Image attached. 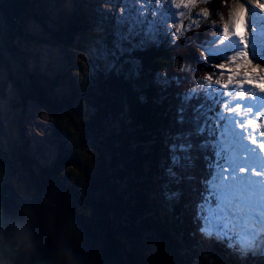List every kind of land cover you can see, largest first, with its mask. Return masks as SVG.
<instances>
[{
	"label": "trees",
	"instance_id": "obj_1",
	"mask_svg": "<svg viewBox=\"0 0 264 264\" xmlns=\"http://www.w3.org/2000/svg\"><path fill=\"white\" fill-rule=\"evenodd\" d=\"M31 1L30 10L21 21L26 23L33 18L39 29L35 34L27 33L26 37L36 44L45 42L51 45H71L88 54L91 72L88 76L78 79L76 84L79 88L75 85L73 89L85 103L96 109L95 114L76 116L70 97L59 100L53 96L51 88L44 85L48 77L44 78L39 70L35 76L29 70H22L23 73L18 76L14 85L22 96L23 105L27 104L28 99H36L51 114L56 140L68 155L65 157L63 152H60L55 164L56 169L61 172L69 163L74 164L75 181L81 183L80 194L84 195V198L88 196L85 204L78 205L75 209L62 205L51 207L54 224L59 231L54 246L57 256L66 264H184L183 258L177 256L175 247L167 240L168 233L164 231L165 226L161 219L159 223L137 226L138 232L134 228V220L141 209V203H145L142 209L149 208L147 200L142 196L145 184L138 179L146 173V166H152L151 156L157 158L158 150L162 146L151 145L155 151L149 154L144 152L143 145L134 149L126 147L133 141L156 136L157 127H162L160 122L168 123L171 112L176 111L179 103L176 95L192 88L195 81L204 78V74L214 75L232 70L225 64L224 68H220L218 64L204 63L201 51L191 43L207 38L209 33L204 32L202 26H212L211 15L199 21L202 29L195 27L177 39L176 47L157 48L148 45L135 51L132 59L138 68L136 73L130 75L131 65L124 64L127 57L121 58L119 63L123 65V70L119 72L106 70L103 61L95 58L102 46L112 45L109 36L113 35L115 25L108 27L103 20L105 16L90 20L86 18V8H81L80 12L73 11L69 0ZM225 1L230 3L229 6L233 2ZM208 2L195 3L185 24L188 25L197 13L205 10L212 11V15L220 20L221 8H227L224 0ZM50 6L58 17L56 29L49 28L45 22L52 14ZM213 30L212 27L211 32ZM90 43L95 45V51L94 46L88 47ZM153 75H175L185 79L179 86L174 84L167 91H162L157 87L156 81L153 83ZM214 76L222 78L219 75ZM51 82L56 84V81ZM12 93L13 88L10 90L9 101L16 106V96ZM108 102L110 104H107ZM103 106H112V117H104L101 112ZM128 120L130 121L127 122ZM92 136L103 144H98L102 150L87 147ZM162 136L159 134L156 138L161 139ZM101 137H104V140ZM67 138L69 142L66 145ZM10 145L15 159L21 162V173L17 179L19 189L33 192L39 203L45 205L41 195L53 190L50 189L51 177L55 176L53 186L56 190L59 189L58 179L61 178V173L51 172L46 179L37 183L42 179V174L36 176L32 161L27 160L23 148L18 147L14 139L10 141ZM158 169L156 164L154 170ZM135 186L137 191L134 190ZM164 187V184L160 186L162 193ZM53 195L59 196L57 193ZM127 223H131V226H127ZM163 234L165 238L160 236ZM129 236L133 237L135 242H128ZM142 236L151 241L150 248L158 247L157 259H152L147 251L146 255L141 254ZM170 240L174 241L171 237ZM134 246H137L138 252ZM145 248L150 249L146 246ZM256 264H264V260Z\"/></svg>",
	"mask_w": 264,
	"mask_h": 264
},
{
	"label": "snow or ice",
	"instance_id": "obj_2",
	"mask_svg": "<svg viewBox=\"0 0 264 264\" xmlns=\"http://www.w3.org/2000/svg\"><path fill=\"white\" fill-rule=\"evenodd\" d=\"M121 3L122 11L115 16L112 45L102 46L95 58L103 61L106 70L119 72L123 70L121 58L127 57L124 64L131 65L130 75L138 68L132 59L135 51L163 41L175 43L186 31L199 27V21L208 15L206 10L197 13L185 28L181 18L188 15L184 10L194 7L195 0H121ZM240 7L243 9L244 5ZM180 9L184 10L177 11ZM241 20L242 15L237 13L231 20V33L228 23L211 26L217 27L221 35L206 40L201 47L213 64L247 59L248 42L235 31ZM250 23L252 57L264 63V16L255 7ZM177 24L180 27L173 32ZM217 41L221 46H217ZM214 75L223 77L224 73ZM237 76L235 84L229 76L228 83L223 85L220 79L211 83V76L201 78L192 88L176 95L179 103L175 124L179 130L168 133L167 184L163 195L170 203L178 202L182 191L173 185L186 183L195 193L193 219L198 232L224 242L245 261L249 254L264 258V155L249 143V139L256 142V133L246 135L239 126L252 124L249 114L253 109L264 119V95L257 94L254 88H243L247 73ZM183 79L157 75L156 84L167 91L174 84L179 86ZM257 79H264V69ZM245 92L250 95L245 97ZM229 110L236 114H228ZM259 135L264 136V132ZM201 158L204 169L197 177L194 169Z\"/></svg>",
	"mask_w": 264,
	"mask_h": 264
},
{
	"label": "rangeland",
	"instance_id": "obj_3",
	"mask_svg": "<svg viewBox=\"0 0 264 264\" xmlns=\"http://www.w3.org/2000/svg\"><path fill=\"white\" fill-rule=\"evenodd\" d=\"M197 2H206L209 3V0H195ZM252 2L251 4H255L257 3L258 5H264V0H254V1H250ZM186 2V1H185ZM228 2V1H227ZM227 2L224 0V5L227 7L226 9L221 8V15L219 16L220 20H217L215 18V16L212 15V11L208 12V15H211V25L215 24L216 26L221 27L218 23L219 22H227V20L229 19L230 16V20L232 18V14H237L240 11V14L242 15V17L245 16V21H249L248 16H250L251 14H248L247 12L244 14L243 12L245 11V7L246 9L249 8L250 3L249 2H244L242 0H236V3H233V7H231L229 9V2L227 4ZM243 2V4H242ZM93 5L96 4L97 7V14L100 15V13L102 11H106V13L108 14V16H115L118 12L122 11V3L121 0H93L92 1ZM241 5H245V7L243 9H241ZM213 6V5H212ZM211 6V8H212ZM95 7V8H96ZM94 8V9H95ZM189 10H193L192 7L188 8ZM213 10V9H211ZM244 10V11H242ZM101 11V12H100ZM186 11V10H185ZM238 11V12H237ZM264 11V10H263ZM91 17L95 15V13H91L90 14ZM185 17H182V21ZM54 19V20H53ZM54 21L53 24L56 25L57 20L55 18H52L50 16L49 20H46V25L49 27L50 23L49 21ZM190 23V22H189ZM25 27H26V34L27 33H34L39 29L38 24L36 23V21L32 18L29 19L27 21V23H25ZM184 24V22H183ZM228 24L229 20H228ZM202 25H200L199 27H197V29H202L201 28ZM176 27H180L179 24H177L175 27L172 28V31L175 32ZM186 28V26H184ZM206 33H211L212 31V27H205L204 25L202 26ZM214 30L217 27H213ZM54 29V28H51ZM198 34V32L196 33ZM27 39V40H26ZM18 43L23 46L26 49V52L29 51V55L25 56V59H23V61L19 64H21V67H24V65H28V67H33L36 68L37 70L39 69L38 67H42L44 71V74H47L48 76L50 75V73H48L50 71V69H52L53 71V75L57 74L60 70H62L63 68L67 67H72V68H76L77 69V74L78 75H82V76H88L89 73L91 72L90 70V63L87 59L86 54H84L83 52H78L75 51L73 52L74 48L71 47V45H62V44H58L57 46H52L49 44H44V43H40V44H35L34 42L30 41L26 36L23 38H20L18 40ZM95 47V45L93 43H90L88 45V47ZM81 50V49H80ZM206 58L202 59V61L205 63ZM221 61V60H220ZM225 62L227 60H224ZM228 62V61H227ZM52 64V66L50 64ZM229 63V62H228ZM16 64V63H15ZM230 66L237 68L238 70H242L243 68H245V70H247V72H249V70H253L252 74L253 76L251 77H260L261 76V69L264 68V63H258V61L256 59H254L251 56H248L246 60H241L238 62H234L231 63ZM14 67V64H13ZM17 67V70L20 71V66H15ZM242 67V68H241ZM50 68V69H49ZM234 69V68H233ZM40 70V69H39ZM48 71V72H47ZM244 71V70H243ZM259 74H257V72ZM256 72V73H255ZM23 72H17L18 75L22 74ZM259 75V76H257ZM47 80V79H46ZM262 80V87L257 86V90L258 93L263 95L264 94V79H260ZM66 84H61L56 90H55V94L59 95V97H57L59 100L60 99H64V97H60L61 95H63L65 93V90H63V88H65ZM62 87V88H61ZM99 87H101L99 85ZM14 97L16 96V100L15 102H20L21 99H19L17 97L18 93L16 90H13ZM78 99L76 101V103L72 106L74 113L76 114V116L79 115H89L90 113L95 114L96 109L93 107H89L88 105H86L85 102H81ZM107 104H110V102H108ZM112 108V106H111ZM111 108L108 107H104L103 106V110H101L102 114L104 115V117H112L111 115ZM5 114L8 120V124H10L11 128H17L19 130H21V134H17L15 136V139L18 140V137H23L26 138L28 140V146L27 148H24L25 152L27 153V160H28V149H31V152L34 151L35 153H37V156L34 153H31L32 155L31 158L33 160H35L36 157H41L44 160L47 159H51V155L53 154V149L55 150V146L52 140V132H51V120H50V115L35 101L31 100L29 102V104L27 103V106L22 107V106H13L8 99L5 102ZM130 120H128L127 122H129ZM163 122H160V126H163ZM37 135V136H35ZM104 140V137H101ZM99 139L96 138L95 136H92V139H90V143L87 146L88 148H93L94 150L96 149H101L99 147V145H101L99 143ZM99 144V145H98ZM41 145V147H38V151L36 152L35 150L37 149V146ZM23 143L20 141V148H22ZM127 149L132 148V144L128 145L126 147ZM102 150V149H101ZM30 153V152H29ZM89 155V154H88ZM36 172V170L34 171V173ZM76 172V171H75ZM100 173V172H99ZM124 175V174H123ZM43 177V176H42ZM50 189H53L52 187ZM146 192L142 191V196H146ZM97 196V194L95 195ZM145 199L147 201H150L149 198L145 197ZM145 205V203H141V207ZM183 205V204H182ZM179 205L178 206H182ZM176 210H180L177 207H175ZM143 219V217L141 218H137L134 221V228L135 230L138 232L137 228H136V221L137 222H143L145 223L146 220H141ZM127 226H131V223H127ZM116 230V229H114ZM115 232V231H113ZM123 237V235H122ZM127 238V237H126ZM123 239V238H122ZM128 242H132L134 240L133 237L129 236L128 238ZM126 239V240H127ZM147 239L145 236H142V240L141 242L143 243V249L141 252L142 255H146V251L147 253L151 255L152 259L155 258L156 253L154 252L153 248H150L149 246L152 244L151 241ZM145 246L147 247L146 250ZM135 247V246H134ZM137 247V246H136ZM135 247V249L137 250V248ZM130 249V246H129ZM138 252V250H137Z\"/></svg>",
	"mask_w": 264,
	"mask_h": 264
},
{
	"label": "water",
	"instance_id": "obj_4",
	"mask_svg": "<svg viewBox=\"0 0 264 264\" xmlns=\"http://www.w3.org/2000/svg\"><path fill=\"white\" fill-rule=\"evenodd\" d=\"M31 0H0V223L5 214L19 216L31 228L34 249L18 261V264H64L55 252L58 232L53 216L36 198L22 193L16 184L19 163L12 157L8 146L9 128L4 114V101L8 98L10 86L15 83L12 61L21 62L25 50L18 43L26 33L21 19L29 12ZM248 42V53L251 54Z\"/></svg>",
	"mask_w": 264,
	"mask_h": 264
},
{
	"label": "clouds",
	"instance_id": "obj_5",
	"mask_svg": "<svg viewBox=\"0 0 264 264\" xmlns=\"http://www.w3.org/2000/svg\"><path fill=\"white\" fill-rule=\"evenodd\" d=\"M33 249V236L27 221L5 214L3 223H0V264H18Z\"/></svg>",
	"mask_w": 264,
	"mask_h": 264
},
{
	"label": "bare ground",
	"instance_id": "obj_6",
	"mask_svg": "<svg viewBox=\"0 0 264 264\" xmlns=\"http://www.w3.org/2000/svg\"><path fill=\"white\" fill-rule=\"evenodd\" d=\"M52 3V2H51ZM56 4V3H55ZM54 4V5H55ZM244 7H245V5H244ZM253 7H255L256 8V11L257 12H259L262 16H264V11H261L260 12V10L257 8V6L256 5H254V4H251V2H250V5H249V8L248 9H246V7H245V11L243 12L244 14L247 12L248 14H251V11H252V8ZM64 13V12H63ZM68 15V14H67ZM68 17V16H67ZM237 17V14L235 13V14H232V18H231V20L232 19H235ZM97 19V18H96ZM95 19V20H96ZM248 19H249V21H245V16L244 17H242V20H241V22L239 23V25L235 28V31H238L241 35H243L244 36V38L246 39L247 37H249L250 38V40H252V35H251V32H252V28H251V23H250V20H251V15L250 16H248ZM231 20L229 21V23H230V25H229V28H230V33H231V31H232V24H231ZM257 31H258V29H257ZM233 38H238V37H233ZM217 46H221V45H219V41H217ZM15 63H18V62H15V61H12V69H13V64H15ZM242 68V67H241ZM264 69V68H263ZM262 70V69H261ZM258 73V72H257ZM259 74V73H258ZM261 74V73H260ZM257 76H259V75H257ZM62 88V87H61ZM64 89V88H63ZM65 156V155H64ZM160 159L163 161V162H165L166 163V157L164 156V155H161L160 156ZM158 172V174L157 175H159L160 174V172L159 171H157ZM45 184V183H44ZM194 195H195V193H194ZM193 195V196H194ZM187 199V198H186ZM193 201V200H192ZM187 208H188V204H187ZM197 231H198V229H196ZM186 232L184 231V234H185ZM165 253V252H164ZM165 255V254H164ZM165 257V256H164ZM247 260H245V262H246ZM247 264H250L249 262H246Z\"/></svg>",
	"mask_w": 264,
	"mask_h": 264
}]
</instances>
